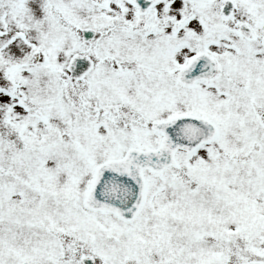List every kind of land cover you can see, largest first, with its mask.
Here are the masks:
<instances>
[{"label":"snow or ice","instance_id":"snow-or-ice-1","mask_svg":"<svg viewBox=\"0 0 264 264\" xmlns=\"http://www.w3.org/2000/svg\"><path fill=\"white\" fill-rule=\"evenodd\" d=\"M0 264H264V0H0Z\"/></svg>","mask_w":264,"mask_h":264}]
</instances>
